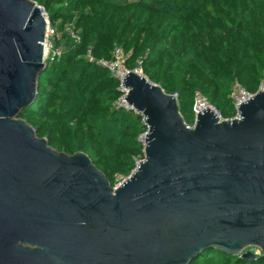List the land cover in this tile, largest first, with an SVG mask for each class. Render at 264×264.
<instances>
[{
  "label": "water",
  "instance_id": "water-1",
  "mask_svg": "<svg viewBox=\"0 0 264 264\" xmlns=\"http://www.w3.org/2000/svg\"><path fill=\"white\" fill-rule=\"evenodd\" d=\"M48 21L0 0V264H188L205 249L264 255V91L191 127L174 94L127 70L143 158L111 186L84 152L49 146L19 114L37 96ZM257 249L259 253L254 252Z\"/></svg>",
  "mask_w": 264,
  "mask_h": 264
},
{
  "label": "trees",
  "instance_id": "trees-1",
  "mask_svg": "<svg viewBox=\"0 0 264 264\" xmlns=\"http://www.w3.org/2000/svg\"><path fill=\"white\" fill-rule=\"evenodd\" d=\"M54 32L58 53L44 60L37 96L19 116L49 146L86 153L110 185L143 158L142 116L116 107L119 80L99 61L115 47L177 99L187 125L195 91L222 119L234 116L230 93H250L264 78V0H33ZM188 264H264L205 249Z\"/></svg>",
  "mask_w": 264,
  "mask_h": 264
},
{
  "label": "built area",
  "instance_id": "built-area-1",
  "mask_svg": "<svg viewBox=\"0 0 264 264\" xmlns=\"http://www.w3.org/2000/svg\"><path fill=\"white\" fill-rule=\"evenodd\" d=\"M48 28H49V25L47 24L46 31ZM56 53H58V51H56ZM123 61H124V54L121 48L115 47L113 50V59L111 61H99L98 63L106 67L111 72V74L115 76L120 82L119 90L122 92V95L116 101L115 106L123 108L125 110L134 111L132 106L128 105L126 100L124 99L127 90L122 87L121 82L127 70L123 67ZM258 90L264 91V78L258 84L256 91ZM254 94L255 92L254 93L247 92L242 87H240L237 83L233 84L232 91L230 93V97H231V101H232L233 109H234V116L232 118L238 117V107L240 106V104L250 99ZM204 109L211 110L212 112H214L216 116L219 117V119H222L219 113L217 112V110L206 100V98L201 93L195 91L193 94V103H192L193 122L191 125H188L189 127L193 125L197 114ZM143 134L139 136V140L141 142H142V137H144ZM137 161L138 160H136V162ZM118 185H119V182L116 183L114 187H117Z\"/></svg>",
  "mask_w": 264,
  "mask_h": 264
},
{
  "label": "rangeland",
  "instance_id": "rangeland-1",
  "mask_svg": "<svg viewBox=\"0 0 264 264\" xmlns=\"http://www.w3.org/2000/svg\"><path fill=\"white\" fill-rule=\"evenodd\" d=\"M53 39H54V32H53V29H51L49 26V28L46 31L45 39L43 42V46H44V56H43L44 58L43 59L44 60L47 59L49 56L56 54V50L52 47ZM253 250L256 253H259L257 249H253Z\"/></svg>",
  "mask_w": 264,
  "mask_h": 264
},
{
  "label": "bare ground",
  "instance_id": "bare-ground-1",
  "mask_svg": "<svg viewBox=\"0 0 264 264\" xmlns=\"http://www.w3.org/2000/svg\"><path fill=\"white\" fill-rule=\"evenodd\" d=\"M46 34V33H45ZM43 51H44V46H43ZM128 104V103H127ZM131 106V105H130ZM144 137H142V140H143Z\"/></svg>",
  "mask_w": 264,
  "mask_h": 264
}]
</instances>
